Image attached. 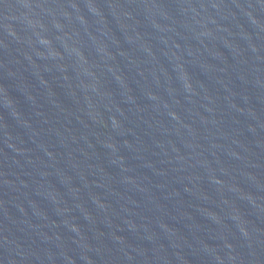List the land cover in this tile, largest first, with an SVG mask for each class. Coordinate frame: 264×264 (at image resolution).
I'll return each instance as SVG.
<instances>
[{
  "label": "water",
  "instance_id": "water-1",
  "mask_svg": "<svg viewBox=\"0 0 264 264\" xmlns=\"http://www.w3.org/2000/svg\"><path fill=\"white\" fill-rule=\"evenodd\" d=\"M0 264H264V0H0Z\"/></svg>",
  "mask_w": 264,
  "mask_h": 264
}]
</instances>
